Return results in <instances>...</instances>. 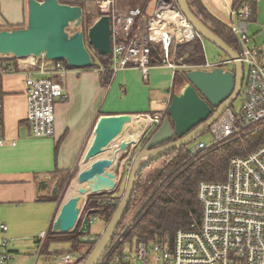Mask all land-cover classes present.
<instances>
[{
  "label": "built area",
  "instance_id": "obj_1",
  "mask_svg": "<svg viewBox=\"0 0 264 264\" xmlns=\"http://www.w3.org/2000/svg\"><path fill=\"white\" fill-rule=\"evenodd\" d=\"M126 6L121 7L120 2ZM102 16L110 17L112 30L111 64L101 66L102 76L112 78L128 69L142 72L149 80L153 67V49L159 47L163 61L160 66L176 74L195 70H214L234 65L231 57L211 64H183L177 54L179 46L204 39L195 31L173 0H75ZM232 32L238 39L239 61L244 68L243 87L238 95L240 109L234 103L210 127L214 144L199 143L191 148L197 155L235 136L242 137L264 128V52L250 47L248 36L252 7L248 3L234 8L229 5ZM93 13L92 11H88ZM19 60L26 71L28 111L26 119L32 136L51 139L55 136L56 107L66 99V78L72 70L61 61L46 58ZM9 71V68L6 69ZM34 71L40 74L35 76ZM4 75L1 72V76ZM3 104L0 102V114ZM164 115H146L148 130H155ZM0 115V147L5 145ZM198 201L202 211L188 229L176 231L173 241L144 243L127 239L131 226L119 232L98 264H264V144L246 157H233L224 181L204 182L198 186ZM7 225H0V264H9V246L14 239L6 238ZM47 233L39 236L36 262L45 264H78L79 253L61 256L44 255L41 248Z\"/></svg>",
  "mask_w": 264,
  "mask_h": 264
},
{
  "label": "crops",
  "instance_id": "obj_2",
  "mask_svg": "<svg viewBox=\"0 0 264 264\" xmlns=\"http://www.w3.org/2000/svg\"><path fill=\"white\" fill-rule=\"evenodd\" d=\"M29 1L0 0V31L26 27ZM232 1L203 0L207 9L227 24L231 21ZM4 59L9 61V71L2 72L1 82L5 145L0 147V225H7L9 229L1 236L14 239L9 246L12 254L9 264H18L20 250L32 247L38 251L39 236L53 227L60 207L50 199L54 198L55 185L61 181L60 173L71 175L83 170V160L99 119L129 114L135 121L128 123L125 135L130 131L143 135L149 123L145 116L163 114L169 107L178 72L156 65L145 81L142 72L128 69L111 78L105 86L98 68L71 70L65 82L67 97L56 107L55 136L36 139L26 119V71L19 59ZM34 73L36 78L40 77L37 71ZM125 135L113 146L125 141ZM111 144L106 151L113 148ZM129 148L132 154L138 147Z\"/></svg>",
  "mask_w": 264,
  "mask_h": 264
},
{
  "label": "water",
  "instance_id": "obj_3",
  "mask_svg": "<svg viewBox=\"0 0 264 264\" xmlns=\"http://www.w3.org/2000/svg\"><path fill=\"white\" fill-rule=\"evenodd\" d=\"M176 4L203 38L216 46L234 62V70L217 67L214 70H195L186 72V86L171 97L167 108L169 118L165 119L157 133L141 148L134 157L133 165L125 186V193L111 222L101 234V239L92 249L84 264H98L108 247L116 238L120 226L126 217L132 196L135 192L139 173L152 162L167 157L174 151L187 147L232 106L243 87L244 68L236 53L221 38L198 18L190 9L188 0H176ZM29 17L26 27L15 30L0 31V56L14 59L46 58L49 61L67 62L72 70L91 69L94 58L91 47L100 56H109L112 46V30L110 17L102 16L85 34L83 24L85 12L79 5L61 3L60 0H30ZM89 15L88 19L91 20ZM76 29L70 32V29ZM133 116L112 115L102 116L94 130L90 148L84 160L89 161L104 153L110 143L124 137L128 129L125 125L131 122ZM145 129L137 142H122L119 144L117 159L120 154L127 153L129 147L137 148ZM115 161L102 158L89 168L77 173L76 178L82 186L79 195L63 201L54 219L52 232L68 234L81 223V207L91 195L114 193L118 187V176L110 172ZM57 183L53 196L57 195ZM43 184L42 187H44ZM104 186V190L94 192ZM80 235L90 230V221L86 217L82 221Z\"/></svg>",
  "mask_w": 264,
  "mask_h": 264
},
{
  "label": "trees",
  "instance_id": "obj_4",
  "mask_svg": "<svg viewBox=\"0 0 264 264\" xmlns=\"http://www.w3.org/2000/svg\"><path fill=\"white\" fill-rule=\"evenodd\" d=\"M257 1L233 0L232 6L237 8L244 3H248L252 7L251 18L256 19ZM61 3L75 5L67 2ZM188 3L194 14L214 34L221 38L236 53H239V42L232 32L230 23L227 24L213 15L207 9L203 0H188ZM81 6L84 7V5ZM91 26V20L86 18L82 26L83 29L85 27L88 30ZM89 49L91 51L92 48L89 47ZM177 54L189 65H201L206 61L202 42L198 40L179 46ZM153 55V65L161 64L163 57L160 55L159 47L153 49ZM92 57L94 58V66L91 69H99L101 66L105 69L110 67V56H100L95 52L92 53ZM8 62L7 59L0 58V102L3 99L1 72L6 71ZM63 63L67 64V62ZM181 74V72H178L175 76L173 82L174 94L187 82L186 78H181L183 76ZM102 78L103 84L107 86L112 77L107 75L102 76ZM0 115L2 117V113ZM163 115V120L158 128L163 124L165 119L169 118L167 110ZM1 122L3 125V119ZM158 128L153 132L146 133L139 142L138 148L146 146L153 135L157 133ZM125 129H128V124L125 125ZM263 144L264 128L257 132L248 133L246 136H235L227 141L220 142L218 145L203 150V152L197 155L191 153L190 144L187 147L174 151L167 157L159 159L157 162H152L139 173L128 213L116 236L131 224L126 233L127 239H136L144 243L151 241H169L171 243L176 235V231L188 229L194 220L200 219L202 207L198 201L199 184L224 181L233 157H246ZM60 175L62 180L59 183V189L65 187L70 180H73L75 178L74 175H77V173L71 175L60 173ZM121 198L118 191L91 195L89 196L87 207L88 209L102 208V218L108 225L119 207ZM50 200L58 202L60 200L59 194ZM83 237V235L79 234V231L68 234H54L51 228L47 232L41 253L54 256L79 253ZM99 240L93 243L94 247ZM56 245L68 246V250L66 252L61 251L55 248ZM91 252L81 258L78 264H84Z\"/></svg>",
  "mask_w": 264,
  "mask_h": 264
},
{
  "label": "rangeland",
  "instance_id": "obj_5",
  "mask_svg": "<svg viewBox=\"0 0 264 264\" xmlns=\"http://www.w3.org/2000/svg\"><path fill=\"white\" fill-rule=\"evenodd\" d=\"M134 1V0H131ZM73 4L75 5H84V3L79 2H73ZM120 6L124 8V6H126L125 1H121ZM257 16L256 19L253 18H249L246 20L247 23H249V28H248V36L250 37L251 43H250V47L252 48H257V49H261L264 52V0H258L257 1ZM92 7H86L85 6V20L86 18L89 17V15L92 17L91 18V25L95 24V22L99 19L100 15L98 13H95L92 9ZM88 11H92L93 13H89ZM234 24H238L235 19L232 21ZM230 21V23H232ZM91 28V27H90ZM89 28V29H90ZM81 30H83L85 32V34L88 32V30L83 28H80ZM76 29L71 28L70 32H75ZM92 53H95V51L93 49H91ZM204 54L205 59H207V61L211 64H215L216 62H219L221 60H225L227 59V56L222 53L216 46L212 45L210 42H208L206 39H204ZM1 57V56H0ZM3 58V57H2ZM4 59V58H3ZM183 60V64H187L185 63L184 59L181 58ZM203 64V63H202ZM227 69L231 70V69H235L234 65L231 66H227ZM183 76H181V78H185L186 74H181ZM187 83V82H186ZM186 86V84H183V87H181V89L177 92H181L183 90V88ZM240 105H241V98L238 96L237 99L234 102V107L236 109V111H238L240 109ZM153 129H149V131L147 133L153 132ZM120 139H117L115 141H113V143L111 144V146H113L114 143L119 142ZM199 143H205L207 146L214 144V135L211 131V129L207 130L206 132H204L201 136H199L195 141H193L190 145V148H193L195 146H197ZM139 146V145H138ZM141 148H137L135 150V153H130V148L128 149L127 153H123L120 154V156L117 159V162L114 164V167L112 169H110L111 172L115 173L116 176H118V187L115 189V191H118L120 193V196L123 197L124 193H125V186L129 177V171L133 165L134 162V157L137 154V152H139ZM74 177L76 178V175H74ZM73 178V180L75 179ZM62 180V178H61ZM72 182V180L69 181V183L59 189L58 186V193L60 200L58 201L59 206L62 204V202L64 201V198L66 196V194L68 193V189L70 187V183ZM56 187V185H55ZM89 199V197H88ZM88 199L85 200L84 203H82L80 205L81 207V216H80V224L79 226L81 227L82 225V221L87 217L88 220L90 221V230L83 235L84 237L82 238V244L80 245L79 248V254L81 255V258L87 256V254H89V252H91V250L94 248L93 243L98 241L99 239H101V234L104 232L105 228L107 227V223L106 221L103 220L101 213L102 208H96V209H88L87 207V202ZM79 226L73 231H79L80 228ZM57 249H60L61 251H67L68 250V246L65 245H56ZM37 248H25L24 250H20V259L21 261L18 264H34L35 260H36V255H37ZM66 255V254H64ZM37 264H45L43 259H39Z\"/></svg>",
  "mask_w": 264,
  "mask_h": 264
},
{
  "label": "bare ground",
  "instance_id": "obj_6",
  "mask_svg": "<svg viewBox=\"0 0 264 264\" xmlns=\"http://www.w3.org/2000/svg\"><path fill=\"white\" fill-rule=\"evenodd\" d=\"M135 118L132 119L131 122H134ZM129 122V123H131ZM149 126V123H147V127ZM133 131H130V133L125 135L124 138V142H137L142 135H136L132 133ZM119 146L118 145H114L113 148L108 149V151H105L104 153L100 154L98 156V158L95 159H91L89 161H85L83 160V164H82V169H87L89 168L94 162L98 161L99 159L102 158H106V159H111V160H115V163L117 162V155L119 154L118 152ZM82 186L79 184V181L77 178H75L74 180H72V182L70 183V187L68 189V193L66 194L64 201L69 200L71 197H76L79 195V190ZM95 192V191H94Z\"/></svg>",
  "mask_w": 264,
  "mask_h": 264
},
{
  "label": "flooded vegetation",
  "instance_id": "obj_7",
  "mask_svg": "<svg viewBox=\"0 0 264 264\" xmlns=\"http://www.w3.org/2000/svg\"><path fill=\"white\" fill-rule=\"evenodd\" d=\"M59 186V185H58Z\"/></svg>",
  "mask_w": 264,
  "mask_h": 264
}]
</instances>
